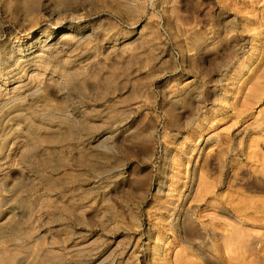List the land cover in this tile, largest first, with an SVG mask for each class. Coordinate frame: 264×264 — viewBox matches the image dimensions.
<instances>
[{
    "label": "rangeland",
    "instance_id": "374dc122",
    "mask_svg": "<svg viewBox=\"0 0 264 264\" xmlns=\"http://www.w3.org/2000/svg\"><path fill=\"white\" fill-rule=\"evenodd\" d=\"M0 264H264V0H0Z\"/></svg>",
    "mask_w": 264,
    "mask_h": 264
},
{
    "label": "bare ground",
    "instance_id": "6f19581e",
    "mask_svg": "<svg viewBox=\"0 0 264 264\" xmlns=\"http://www.w3.org/2000/svg\"><path fill=\"white\" fill-rule=\"evenodd\" d=\"M70 23L72 24L73 21L71 20ZM35 38L36 37L33 36V35H31L30 38H29V40H30V42L32 43L33 46L37 44V41H35ZM38 43H39V40H38Z\"/></svg>",
    "mask_w": 264,
    "mask_h": 264
}]
</instances>
